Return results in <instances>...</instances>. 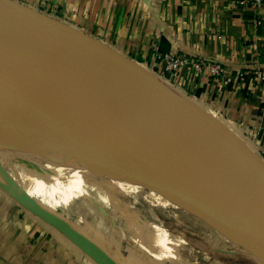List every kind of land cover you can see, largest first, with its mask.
Here are the masks:
<instances>
[{
    "label": "crops",
    "instance_id": "1",
    "mask_svg": "<svg viewBox=\"0 0 264 264\" xmlns=\"http://www.w3.org/2000/svg\"><path fill=\"white\" fill-rule=\"evenodd\" d=\"M10 1L162 77L175 92L230 125L253 153L264 148V5L249 0ZM164 55L189 62L169 73ZM194 60L217 63L224 72L213 77L205 67L197 73ZM44 150L27 152L41 157ZM15 186L8 175L0 176V264H109L108 255L101 258L79 228L52 219L42 207L33 209L38 205Z\"/></svg>",
    "mask_w": 264,
    "mask_h": 264
},
{
    "label": "water",
    "instance_id": "2",
    "mask_svg": "<svg viewBox=\"0 0 264 264\" xmlns=\"http://www.w3.org/2000/svg\"><path fill=\"white\" fill-rule=\"evenodd\" d=\"M2 1L36 15L46 24L59 26L110 64L137 76L138 81L155 82L164 91L158 95L159 102L171 104L163 105V111L187 113L204 126L203 131L209 137L219 135L222 141L208 151H200L189 144L185 131L180 141L177 136L154 129L115 131L81 116L31 81L3 69H0V123L42 148L177 189L264 236V162L243 141L231 136L211 115L106 45L10 0ZM71 76L76 83L100 82L99 76L90 71L74 70ZM240 167L252 177L246 185L234 180Z\"/></svg>",
    "mask_w": 264,
    "mask_h": 264
},
{
    "label": "rangeland",
    "instance_id": "3",
    "mask_svg": "<svg viewBox=\"0 0 264 264\" xmlns=\"http://www.w3.org/2000/svg\"><path fill=\"white\" fill-rule=\"evenodd\" d=\"M149 75L166 82L158 75ZM213 118L242 141L225 121ZM170 123L167 134L183 138L185 129ZM34 148L39 147L0 141V176L13 179L18 192L38 205L33 209L42 207L52 219L79 228L101 258L108 255L109 264H264L258 251L260 243L238 227L229 226L223 218L182 207L190 203L191 196L124 174H111L98 162L84 158L47 149L41 157L30 156L27 149ZM48 165L61 169L76 186L61 192L50 190L42 180L28 179L27 168L39 170ZM24 181L35 191L41 186L44 200L24 188ZM53 195L62 199L57 206L48 203ZM156 227L160 231L155 233Z\"/></svg>",
    "mask_w": 264,
    "mask_h": 264
},
{
    "label": "bare ground",
    "instance_id": "4",
    "mask_svg": "<svg viewBox=\"0 0 264 264\" xmlns=\"http://www.w3.org/2000/svg\"><path fill=\"white\" fill-rule=\"evenodd\" d=\"M0 69L31 81L81 116L115 131L145 128L167 134L168 123L171 122L181 125L185 129L189 144L200 151H208L222 141L219 135L210 138L203 131L204 126L187 113L163 111V105L170 107L171 104L168 101L159 102L158 95L163 94L164 91L155 82H147L140 78L138 81L135 78L137 76L128 75L110 64L59 26L46 24L36 15L23 12L2 0H0ZM74 70L94 72L99 76L100 82L76 83L71 76ZM177 140H181L180 136H177ZM0 141L7 143L22 141L11 144H30L40 147L27 142L25 138L2 123H0ZM100 165L107 169V172H112L111 174H122ZM27 171L29 180H42L50 190L65 192L70 187L76 186V182L71 181L61 169L53 165L45 168L43 166L39 170L30 167ZM251 179L248 171L240 167L234 180L246 185ZM23 186L42 198L41 193L35 191L25 181ZM191 199L188 205L182 207L223 218L229 226L238 227L246 236L260 243L258 251L264 260V236L201 200L194 197ZM61 200L53 195L48 203L57 206L62 202ZM156 229L155 233L160 231L159 227ZM162 233H159L160 237L164 236L165 232Z\"/></svg>",
    "mask_w": 264,
    "mask_h": 264
},
{
    "label": "built area",
    "instance_id": "5",
    "mask_svg": "<svg viewBox=\"0 0 264 264\" xmlns=\"http://www.w3.org/2000/svg\"><path fill=\"white\" fill-rule=\"evenodd\" d=\"M251 4L255 5L256 7H260L264 5V0H249ZM189 62V59L185 57H176L171 55H164L163 56V63L165 67V71L171 73V72H177L179 71L183 65ZM193 68L195 72L202 73L203 68L206 67L209 74L213 77L220 76L223 74V68L221 65L217 63H204L200 60H194L193 62ZM256 155L264 162V148L260 150V152L256 153Z\"/></svg>",
    "mask_w": 264,
    "mask_h": 264
}]
</instances>
